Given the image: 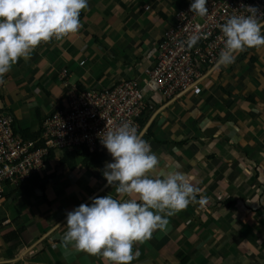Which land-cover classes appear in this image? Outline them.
<instances>
[{
    "label": "crops",
    "instance_id": "0c3cea01",
    "mask_svg": "<svg viewBox=\"0 0 264 264\" xmlns=\"http://www.w3.org/2000/svg\"><path fill=\"white\" fill-rule=\"evenodd\" d=\"M184 3L88 0L78 32L41 43L4 76L0 112L11 113L18 132L34 138L65 102L61 71L80 89L145 78L154 64L150 54ZM200 86L197 95L169 100L145 86L154 109L140 135L158 157L156 173H184L206 203H190L169 217L166 232L135 244L139 255L131 264H264V47L203 71ZM66 153H77L69 167L59 164ZM78 154L55 151L27 187L6 190L0 264H108L84 252L65 256L61 247L68 212L97 197L116 198L103 176L111 155L87 167Z\"/></svg>",
    "mask_w": 264,
    "mask_h": 264
},
{
    "label": "clouds",
    "instance_id": "9594fccd",
    "mask_svg": "<svg viewBox=\"0 0 264 264\" xmlns=\"http://www.w3.org/2000/svg\"><path fill=\"white\" fill-rule=\"evenodd\" d=\"M206 3L193 0L189 11L204 17L209 11ZM87 8L88 0H0V85L12 67L20 59H30L41 43L78 32L80 14ZM247 8L249 15H234L219 25L224 37L221 65L234 63L247 49L264 47L259 10ZM197 42L198 37H190L185 43L191 49ZM103 133L100 142L114 161L106 164L103 176L116 198L97 197L68 212L61 247L65 256L84 252L108 264H131L139 255L133 252L135 244L150 240L156 231L166 232L169 217L190 203L203 206L206 198L197 200L199 189L180 171L157 174L158 157L129 122Z\"/></svg>",
    "mask_w": 264,
    "mask_h": 264
},
{
    "label": "built area",
    "instance_id": "2783aa9c",
    "mask_svg": "<svg viewBox=\"0 0 264 264\" xmlns=\"http://www.w3.org/2000/svg\"><path fill=\"white\" fill-rule=\"evenodd\" d=\"M192 2L185 0L175 12L173 24L150 54L154 64L145 78L80 89L68 84L65 71H61L65 102L42 120L34 138L18 132L11 113L0 112V207L8 188H25L34 176L45 171L50 152L86 149L110 155L100 142L101 136L125 121L142 135L144 118L154 109L145 97V86L152 85L168 100L187 92L199 94L203 71L218 63L224 46L219 25L231 16L249 15L248 6L257 8L260 22L264 20V0H207L209 11L204 17L189 11ZM190 37H198L191 49L185 43Z\"/></svg>",
    "mask_w": 264,
    "mask_h": 264
},
{
    "label": "trees",
    "instance_id": "16d2710c",
    "mask_svg": "<svg viewBox=\"0 0 264 264\" xmlns=\"http://www.w3.org/2000/svg\"><path fill=\"white\" fill-rule=\"evenodd\" d=\"M22 133V132H21ZM25 138H33V137H28L24 133H22ZM75 152V151H74ZM79 156L83 158L84 163L87 167H96L101 165V154L99 153H89L86 149H83L82 151L78 152ZM77 153H66L63 155L62 159L59 161V164H65L69 167L70 164V159L73 158V155ZM53 157L52 153L50 152L47 156V160H51ZM36 176H34L30 181L32 182L33 179ZM35 183V182H34Z\"/></svg>",
    "mask_w": 264,
    "mask_h": 264
},
{
    "label": "rangeland",
    "instance_id": "374dc122",
    "mask_svg": "<svg viewBox=\"0 0 264 264\" xmlns=\"http://www.w3.org/2000/svg\"><path fill=\"white\" fill-rule=\"evenodd\" d=\"M55 165H57L56 162H55Z\"/></svg>",
    "mask_w": 264,
    "mask_h": 264
}]
</instances>
